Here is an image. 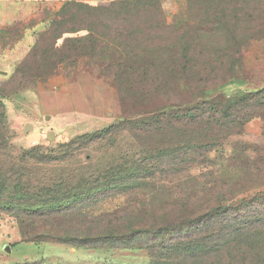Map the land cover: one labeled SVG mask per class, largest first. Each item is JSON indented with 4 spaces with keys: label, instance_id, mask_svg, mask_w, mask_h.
<instances>
[{
    "label": "rangeland",
    "instance_id": "obj_1",
    "mask_svg": "<svg viewBox=\"0 0 264 264\" xmlns=\"http://www.w3.org/2000/svg\"><path fill=\"white\" fill-rule=\"evenodd\" d=\"M132 5L103 16L129 56L91 44L87 8L31 43L0 24V264L67 262V245L264 264V0Z\"/></svg>",
    "mask_w": 264,
    "mask_h": 264
},
{
    "label": "crops",
    "instance_id": "obj_2",
    "mask_svg": "<svg viewBox=\"0 0 264 264\" xmlns=\"http://www.w3.org/2000/svg\"><path fill=\"white\" fill-rule=\"evenodd\" d=\"M110 0H0V24L6 26H22L24 28L23 37L24 43H31L36 37L37 33L44 29V18L51 12L56 11L61 6L68 2H82L96 5ZM47 22V21H46ZM32 40V41H31ZM89 78H91L89 76ZM87 77V72H80L78 81L80 84L89 87L92 83ZM100 98L103 100H110L113 96V87L110 84L101 82L97 85ZM91 98H94V92L91 88ZM88 90V89H87ZM96 94V93H95ZM65 94L60 93L59 99L64 97ZM67 95V94H66ZM69 103L67 107H72L70 95H67ZM61 100V99H60ZM68 246L66 251L67 256L71 260L64 261L59 264H110L115 262L110 260L107 255H101V249H95L88 246H83L84 249L78 247ZM71 254V255H70ZM73 255V257H71ZM13 264H54V262L46 263L45 261H29L23 260Z\"/></svg>",
    "mask_w": 264,
    "mask_h": 264
},
{
    "label": "trees",
    "instance_id": "obj_3",
    "mask_svg": "<svg viewBox=\"0 0 264 264\" xmlns=\"http://www.w3.org/2000/svg\"><path fill=\"white\" fill-rule=\"evenodd\" d=\"M140 0H111L106 5H92L88 3H82V2H68L61 6L56 11L51 12L49 15H46L44 18L45 27L42 29V31L38 32L35 39H37L41 36H47L48 34H51L53 37L56 36V27L59 25H64L68 20L70 19H76L77 16H81L82 14V8H87L89 10H93L95 13V17L91 19L90 22L85 26V29L91 34V44L94 45L96 48L98 46H101L102 50L106 52H110V48H117L121 55L129 56L131 54H137V50H133L132 48H129V46L126 45V43L123 40V37L126 33L123 31L119 33H115L116 36H109V32L104 30V28L112 29V22L107 17L105 19L103 16L109 12L114 5L121 4L125 5L127 7L133 6L132 2L137 3ZM132 11V10H131ZM130 9L127 12H123L124 14L131 12ZM47 21V22H46ZM19 28H21L24 31V28L22 26L15 25ZM79 28L83 29L84 27L82 24H79ZM108 33H106V32ZM118 35V36H117ZM23 37V36H22ZM152 50V48H151ZM64 57V55H63ZM53 59L54 56H51ZM82 72H77L78 74ZM116 82V81H115ZM117 84V83H116ZM89 247V246H88ZM178 251L181 252H197V251H204V248L201 245H198L196 247H190L189 245H180L178 248Z\"/></svg>",
    "mask_w": 264,
    "mask_h": 264
},
{
    "label": "water",
    "instance_id": "obj_4",
    "mask_svg": "<svg viewBox=\"0 0 264 264\" xmlns=\"http://www.w3.org/2000/svg\"><path fill=\"white\" fill-rule=\"evenodd\" d=\"M238 95H241V93H238ZM48 136H49V137H52V136H53V132H52V131H49ZM5 248H6V249H10V246L5 245Z\"/></svg>",
    "mask_w": 264,
    "mask_h": 264
}]
</instances>
